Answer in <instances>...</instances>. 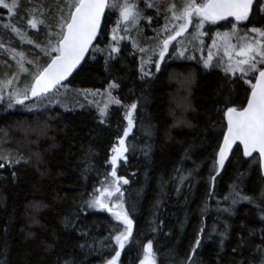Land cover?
<instances>
[{
  "label": "trees",
  "instance_id": "16d2710c",
  "mask_svg": "<svg viewBox=\"0 0 264 264\" xmlns=\"http://www.w3.org/2000/svg\"><path fill=\"white\" fill-rule=\"evenodd\" d=\"M131 1L146 18L127 33L121 23L117 32L125 37L119 41L121 52L113 54L116 58L109 60L106 71L108 46L116 44L112 29L117 27L119 7L108 9L99 43L84 70L66 84L62 107L40 105L58 92L35 101L29 92L24 104H17L13 94L18 91L23 99L24 90L33 82L35 68L28 61L40 66L49 62L35 46L46 43L47 29L39 24L32 29L28 20L34 15L55 30L57 17L68 12L64 0H18L14 13L0 7V164H4L0 168V261L105 264L114 255L105 238L118 221L108 211L88 208L85 202L97 195L94 189L110 177L111 149L123 137L128 107L136 103L134 126L125 138L127 159L117 167V175L129 180L121 186L122 199L133 220V237L119 264H140L143 246L149 241L157 264H181L201 227L200 264H260L257 246H264L261 169L250 166L241 148L239 152L235 149L219 175L214 171L218 144L227 126L223 112L227 107L246 106L250 95V86L239 79L241 73L225 74L228 62L217 66L215 60L212 67H203L216 32L230 31L231 25L227 21L205 24L201 30L208 35L200 38L201 44L193 38L198 31L194 23L183 41L172 45L156 71L158 46L168 34L164 31L168 6L177 0ZM146 3L156 6L148 8ZM41 5L49 11L43 16L33 14L32 9ZM147 17H151L150 23ZM250 19L252 23H232L240 34L254 26L264 27L259 16ZM7 24L23 35L5 28ZM149 58L151 62L143 65L149 75L142 78V59ZM114 80L120 86L111 90L112 96L121 104L111 103L107 116L101 117L102 102L109 103L108 86ZM98 94H105L106 100ZM20 156L28 163H15ZM240 173H244L242 179H238ZM210 176H216L215 181ZM182 177L187 179L181 181ZM234 184L240 185L241 195L254 197L255 202H241L233 208ZM66 215L74 227H65ZM29 232L33 235L26 238ZM224 232L228 238L221 251L220 234ZM241 239L243 248L239 247ZM47 245L52 247L47 249Z\"/></svg>",
  "mask_w": 264,
  "mask_h": 264
},
{
  "label": "snow or ice",
  "instance_id": "6c2138e0",
  "mask_svg": "<svg viewBox=\"0 0 264 264\" xmlns=\"http://www.w3.org/2000/svg\"><path fill=\"white\" fill-rule=\"evenodd\" d=\"M64 3L68 7V12L66 15L62 14L57 17L59 23L56 25L55 30L51 26L46 25L43 19H36L34 15L33 18L28 20V24L32 29H37L38 24L44 25L47 29L46 43L35 46L40 49L44 56L49 57V62L46 66H40L36 61H28L35 68L33 82L29 88L24 90L23 99L20 98L18 91L13 94L17 104H24V101L29 98V92L32 97L45 98L50 93L58 92L60 88L67 90V85L64 82L69 81V77L73 76L74 73L79 74L80 71L84 70L82 62L83 64L87 63L85 57L89 49L94 47V42L99 43V37L103 34L101 22L105 16V10L117 7L115 0H112V2L110 0H64ZM155 6L154 3H146L148 8ZM0 7L7 9L10 13H14L19 7L18 0H11V3L6 2V0H0ZM47 11L49 9L44 8L43 5L32 9L33 14L39 12L41 16ZM60 12H64L63 7L60 8ZM168 12L171 15L165 17L164 31L168 32L170 30L169 25H171L174 34H169L160 40V45L158 46L159 61L155 62L156 71H160V62L164 61L172 41L184 35L193 23H195V27L198 30L193 33V38L199 40L201 44L204 41L200 38L208 35V32L199 31L204 28L205 24L216 25L219 21H227L228 25H231L230 31L216 32L212 47L217 50L221 47L224 49V55L228 58V63L223 69L225 74L231 73L234 75L237 72L241 73L239 79H244V82L250 86V95L246 97V106L239 108L227 107L226 111L223 112V116L227 120V126L226 131L222 133V143L218 144V159L214 162V171L216 175H219V170L224 168L230 154L235 155L233 151L235 146L237 152L242 147L243 157L251 158L249 160L250 166L258 165L261 169V175L264 176V67H261L264 66V27L254 26L248 29V32L260 38L255 39L247 34L240 35L236 24H233L232 20L229 19L232 18L236 22L248 21L252 23L250 17L259 16V22L264 24V15H261L264 13V0H199V2L198 0H183L179 9L175 4L169 5ZM145 18L137 3H130L129 0H124V3L119 6L117 27L112 29V40L116 44L108 46V57L105 60L106 71L108 70L109 60L116 58L113 54L121 52L118 46L119 41L125 38L117 35L118 30H121V23L124 25L122 30L127 33L130 27L138 26L140 21ZM147 19L150 23L151 17H147ZM172 21L181 22L176 24L172 23ZM5 28H11L17 35H23L12 24L5 25ZM157 35L159 36V33ZM53 38H55V42H53ZM233 39L237 40L238 44H233ZM29 43H33V41L29 40ZM2 46L0 44V47ZM134 46L138 47V45ZM237 48L238 51H236ZM139 50L142 53L146 51L143 48H139ZM96 51H100V49L97 48ZM233 52L240 59L233 61ZM153 53L156 54V50H153ZM180 55L183 56V52ZM192 58L194 59V57ZM212 61L213 53L209 49V55L203 61V67L205 69L212 67ZM148 62H151V58L148 61L142 59V78L149 75L143 68V65ZM222 63L223 57L217 61V66ZM11 82L9 81L8 83L11 84ZM119 86L115 80L109 84L107 93L109 103L121 104V101L112 96L111 92V90L117 89ZM48 98L50 99V97ZM107 109L108 104H105L104 108L100 110L101 117L107 116ZM136 109V103H132L128 107L125 115L127 127L123 131V137L119 138L118 146H113L111 149L110 164L112 170L110 175L112 180L101 188L94 189V192L99 193V195H93L91 199L85 202L88 208L108 211L118 221V224L111 228L109 236L105 238L108 241V247L114 251V255L107 259L105 264H119L121 253L133 237V220L125 209L122 199L124 191H122L121 187L129 184V180L123 176H118L116 169L119 161H126L127 159L125 154L128 148L125 145V138L128 137L134 126L133 113ZM101 123H104L103 119ZM254 154L258 155L254 156ZM0 159L3 158L0 157ZM21 161L28 163L22 156L18 157L15 163L19 164ZM8 163L11 164V160ZM3 167L4 164H0V168ZM13 176L15 177V173H13ZM243 176L244 173H240L238 179H242ZM184 179H187V177H182L181 181ZM209 179L215 181L216 176H210ZM177 191L179 192V189ZM241 191L239 184L232 186L233 208L241 202L246 201L250 204L255 202L256 198L241 195ZM113 197L116 198L115 202L112 201ZM225 199H228V197H225ZM260 199L264 200V190L261 191ZM224 211L231 213L232 209H225ZM261 211L264 212V209H261ZM260 219L264 221V215H261ZM64 224L65 227L75 226L72 218L67 215L64 218ZM261 231L264 232V229H261ZM203 232L204 228L201 227L200 234L197 236L187 260L182 261L181 264H200L197 249L201 247ZM249 234L252 235L253 233L250 232ZM32 235L29 232L26 234V238H31ZM220 235L222 251L224 240L228 236L226 232ZM262 240H264V237H262ZM244 246L245 241L241 239L239 247L243 248ZM51 247L52 245L46 246L47 249ZM236 251L237 249L234 248L233 252ZM257 251L260 253V264H264V246H257ZM0 264H4V262L0 261ZM65 264H70V262L66 261ZM140 264H157L152 241L143 246V259ZM239 264H244V262L240 261Z\"/></svg>",
  "mask_w": 264,
  "mask_h": 264
},
{
  "label": "rangeland",
  "instance_id": "374dc122",
  "mask_svg": "<svg viewBox=\"0 0 264 264\" xmlns=\"http://www.w3.org/2000/svg\"><path fill=\"white\" fill-rule=\"evenodd\" d=\"M129 2L131 3L132 1L131 0H129ZM182 2H183V0H177V2H174L175 3V5L177 6V8L179 9L180 8V6H181V4H182ZM198 2H199V0H198ZM124 3V0H117L116 1V4H117V7H119L120 5H122ZM168 11V10H167ZM171 15V13H169V16ZM181 21H172V23H176V24H178V23H180ZM244 22H246V21H243V22H238V23H244ZM194 24V23H193ZM192 24V25H193ZM192 25H190L189 26V29L192 27ZM169 31H168V34H166V35H169V34H174V30L173 29H171V25L169 26ZM189 29H188V31H189ZM187 31V32H188ZM199 31H202V30H199ZM187 32L184 34V35H182V36H179V37H177V39L176 40H174V41H172V44L169 46V49H168V52H169V50H170V48L172 47V45L174 44V43H178V42H182L183 41V37H185L186 36V34H187ZM245 34H247V35H249L250 37H253V38H255V39H260L259 37H257V36H255V34H253V33H250V32H248V31H245V32H243V33H241L240 35H245ZM232 43L233 44H238V41L237 40H235V39H233L232 40ZM211 49V51H212V53H213V61H215V60H220L221 59V57H223V61H226V62H228V58H227V56H225L224 55V49L221 47L219 50H217L216 48H213V47H211L210 48ZM236 51H238V48L236 49ZM168 52H167V54H168ZM167 54H166V56H167ZM208 55H209V51L206 53V59H207V57H208ZM165 56V57H166ZM236 59H240L239 57H236L235 56V52H233V61H235ZM212 61V62H213ZM162 62H160V64H161ZM181 84V83H180ZM67 90L66 89H61V90H59L58 91V93L56 94V95H54L53 97H51L50 99H48V100H46L45 102H42V103H40V105H45V106H49V107H62L64 104H65V102H66V96H67ZM96 96H98V98H104L105 100H106V98H107V96H105V94H103V95H100V94H98V95H96ZM96 100H99V99H96ZM100 102H102V101H100ZM109 102V101H108ZM105 104H108V108H109V106H110V104L111 103H107L106 101L105 102H102V108H104V106H105ZM40 107H42V106H40ZM49 107L48 108H46V109H49ZM43 108V107H42ZM119 163V162H118ZM117 167H118V165H117ZM117 170V169H116ZM112 180V177H111V175H110V177L108 178V180H107V182L106 183H108V182H110ZM105 183V184H106ZM97 195H99V193H97ZM115 200H116V198L115 197H113L112 198V201L113 202H115Z\"/></svg>",
  "mask_w": 264,
  "mask_h": 264
},
{
  "label": "water",
  "instance_id": "95a60500",
  "mask_svg": "<svg viewBox=\"0 0 264 264\" xmlns=\"http://www.w3.org/2000/svg\"><path fill=\"white\" fill-rule=\"evenodd\" d=\"M107 10H108V9L105 10V16L102 18L101 29H102V27H103V24H104V21H105L106 15H107ZM229 19H230V20H234V19H232V18H229ZM95 45H96V42H94V46H95ZM93 48H94V47H93ZM93 48H90V49H89V52H88V54H87L86 57H85V60L88 59V57H89V55H90V53H91V51H92ZM82 65H84L83 62H82ZM75 74H76V73H74L73 76L69 77V81H71V79L75 76ZM69 81H65V82H64L65 85L68 84ZM50 94H52V93H50ZM50 94H48V95H50ZM38 98H40V97H32L31 100H32V101H35V100H37ZM226 123H227V120H226ZM241 148H242V147H241ZM233 151H235V146H234ZM255 155H258V154H254V156H255ZM231 157H232V154H230L229 159L225 162V166H224V168H223V169H220L221 172L225 169V167H226L227 163L229 162V160L231 159ZM244 158H245L246 160L251 159V158H248V157H244ZM217 159H218V156H217ZM263 178H264V176H263Z\"/></svg>",
  "mask_w": 264,
  "mask_h": 264
}]
</instances>
